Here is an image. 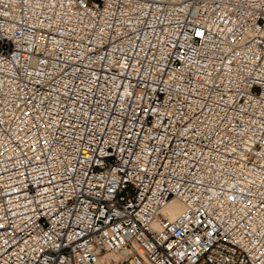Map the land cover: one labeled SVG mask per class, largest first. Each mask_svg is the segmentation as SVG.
<instances>
[{"label": "built area", "instance_id": "built-area-1", "mask_svg": "<svg viewBox=\"0 0 264 264\" xmlns=\"http://www.w3.org/2000/svg\"><path fill=\"white\" fill-rule=\"evenodd\" d=\"M0 264H264V0H0Z\"/></svg>", "mask_w": 264, "mask_h": 264}, {"label": "bare ground", "instance_id": "bare-ground-1", "mask_svg": "<svg viewBox=\"0 0 264 264\" xmlns=\"http://www.w3.org/2000/svg\"><path fill=\"white\" fill-rule=\"evenodd\" d=\"M180 210L181 206L177 201H172L166 209L171 215L178 213Z\"/></svg>", "mask_w": 264, "mask_h": 264}]
</instances>
